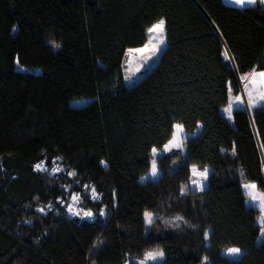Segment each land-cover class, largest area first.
I'll return each instance as SVG.
<instances>
[{"label": "trees", "instance_id": "trees-1", "mask_svg": "<svg viewBox=\"0 0 264 264\" xmlns=\"http://www.w3.org/2000/svg\"><path fill=\"white\" fill-rule=\"evenodd\" d=\"M161 19L167 46L128 87L125 53ZM253 70L264 71L260 2L0 0V264H135L154 251L163 264H264V224L242 187L264 192V108L232 122L221 112ZM175 124L202 132L143 181ZM53 160L74 175L35 170ZM191 166L211 168L208 185L183 195ZM79 185L102 197L87 204L92 221L67 213Z\"/></svg>", "mask_w": 264, "mask_h": 264}, {"label": "rangeland", "instance_id": "rangeland-1", "mask_svg": "<svg viewBox=\"0 0 264 264\" xmlns=\"http://www.w3.org/2000/svg\"><path fill=\"white\" fill-rule=\"evenodd\" d=\"M165 22L164 19H161ZM160 20V21H161ZM158 21L157 23H159ZM155 23V24H157ZM154 24V25H155ZM153 25V26H154ZM152 26V27H153ZM150 29V28H149ZM148 33V40L147 43L141 47V48H130L127 49L125 53V58H124V63H123V78L124 82L128 87L133 86L136 84L138 81H140L158 62L159 56L162 53V51L165 49L167 46V41H166V27L164 24V32L162 34L160 33ZM163 38V44H160L159 41ZM157 46L158 50L153 53L151 50L153 46ZM146 49L145 51L141 52L138 51L139 49ZM18 69H23L18 65ZM25 70V69H23ZM37 71H40L39 69ZM176 125H181V124H175L174 125V135H177V130H176ZM182 126V125H181ZM202 132V125H199L197 130H195L192 133H188L184 130L182 126V131L178 133L179 136V143L181 144V147L176 148V147H170V142L173 140L172 138L161 148V149H156V153L151 154L152 158V164L155 162V166L157 169V175L152 176L151 175V169H152V164H151V169L150 171L143 177V181L151 180V181H156L161 175V169L158 166V160L160 158H163L167 155H172V156H181L182 158L186 157L187 155V146H186V141L189 138H192L193 136L197 137L200 135ZM40 169L37 168V165L35 167V170L41 174H46L48 176H60V175H67L68 177H72L74 175L73 172H71L67 167L62 165L58 160H53L51 164H47V162H40ZM180 164V161L175 160L172 163V170L176 168ZM195 168L197 172H204L207 170V178L199 176V175H193L192 169ZM42 169V170H41ZM211 173V168L210 167H199V166H191V182H190V187L188 188L187 186L183 187L182 189V194L186 195L188 194V191L190 189L191 192H203L208 185V177ZM244 185H255L254 183H250L244 179L243 181V191L245 195H247V199L249 200L248 203L250 205L255 206V208L260 210V215L258 217L257 222L260 224H264V192L259 190L257 187L255 188H248L246 189ZM256 186V185H255ZM80 191L74 190L71 187H67V213L71 218H81V219H86L89 221H92L94 219L95 211L88 210L87 209V204L88 202L90 203H99L102 201V197L95 192H93V189H95L93 186L90 185H84L80 186L79 185ZM74 197L76 199H74ZM95 197V198H94ZM64 204V202H63ZM73 209L70 211L69 209ZM92 213V216H85L84 213ZM79 213V214H77ZM102 216H105L106 212L101 211L99 212ZM152 218L153 221L155 220V217L153 214ZM145 221L147 222L146 218ZM176 220H168L164 222V225L166 226H174ZM149 226L150 224L147 223ZM152 224V223H151ZM175 227V226H174ZM161 251H154L150 253H159ZM164 254L162 257H157L156 259H148L147 255L143 259L139 260H133L135 264H163L164 263ZM201 264H210V262L207 259H203Z\"/></svg>", "mask_w": 264, "mask_h": 264}, {"label": "crops", "instance_id": "crops-1", "mask_svg": "<svg viewBox=\"0 0 264 264\" xmlns=\"http://www.w3.org/2000/svg\"><path fill=\"white\" fill-rule=\"evenodd\" d=\"M223 4L229 7H234L238 9L249 8L257 5L259 0L255 4H247L240 5L234 2V0H222ZM227 59L230 63H233L232 58L230 55H227ZM262 71L253 70L249 74H246L242 77H239V85H240V92L237 94L231 93L229 105L222 109L223 116L230 122L233 121V111L237 108L246 109L249 116L252 115L259 109L264 108V99H261V96L264 95V82H262V78L259 77L258 73ZM231 106V112L227 111ZM195 137V136H193ZM243 187V184H242ZM247 196V195H246ZM247 199V206L254 207L248 203ZM260 224V223H259Z\"/></svg>", "mask_w": 264, "mask_h": 264}, {"label": "snow or ice", "instance_id": "snow-or-ice-1", "mask_svg": "<svg viewBox=\"0 0 264 264\" xmlns=\"http://www.w3.org/2000/svg\"><path fill=\"white\" fill-rule=\"evenodd\" d=\"M234 2L237 3V4H240V5H244L245 3H247V4H255L257 2V0H234ZM259 2L261 4H264V0H259ZM164 24H165V22L163 20H161L159 23L155 24L153 27L148 29V31L150 33H160V34H162L164 32ZM163 42H164L163 38L161 37L159 43L163 44ZM56 47H59V45H56ZM145 50L146 49L142 48V49H139L138 51L143 52ZM151 50L153 51V53H155L158 50V48H157V46L154 45ZM258 75H259V77L262 78V82H264V71L258 73ZM261 99H264V95L261 96ZM227 111L230 114L231 106L229 107V109ZM176 130H177V135L173 136V140L170 142V147L179 148V147H181V144L179 143L178 133L182 131V126L181 125H176ZM153 153L154 154L156 153V149H153ZM37 168L40 169V165H37ZM192 172H193V175H199V176L207 178V170H205L204 172H197L196 169L193 168ZM151 175L153 177L157 175V169H156V166H155V162H153V164H152ZM244 187L246 189H248V188H255L256 186L255 185H244ZM93 192H95V189H93ZM74 199H76V198L74 197ZM69 210L72 211L73 209L70 208ZM77 214H79V213H77ZM101 214H103V213H101ZM84 215L85 216H92V213L88 212V213H84ZM144 215H145V218L147 220V223L151 224L153 222V218H152L151 213L145 212ZM205 236L207 237V233L205 234ZM228 253L229 254H239L240 253V249H238V248H230V249H228ZM158 256L162 257L163 256V252H159V253H155V254H153V253H148L147 254V258L148 259H156Z\"/></svg>", "mask_w": 264, "mask_h": 264}, {"label": "built area", "instance_id": "built-area-1", "mask_svg": "<svg viewBox=\"0 0 264 264\" xmlns=\"http://www.w3.org/2000/svg\"><path fill=\"white\" fill-rule=\"evenodd\" d=\"M40 165V164H39ZM263 169H264V165H263Z\"/></svg>", "mask_w": 264, "mask_h": 264}]
</instances>
